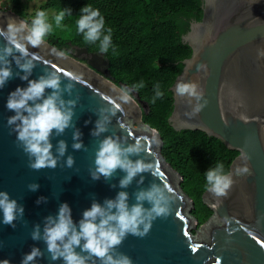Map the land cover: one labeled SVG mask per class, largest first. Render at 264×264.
Here are the masks:
<instances>
[{
    "label": "water",
    "instance_id": "obj_1",
    "mask_svg": "<svg viewBox=\"0 0 264 264\" xmlns=\"http://www.w3.org/2000/svg\"><path fill=\"white\" fill-rule=\"evenodd\" d=\"M202 15L199 21L189 24L181 35V43L190 48V56L181 61V72L169 88L172 94V111L168 124L176 131H200L221 141L229 150L238 152L229 174L235 183L227 199L216 197L208 191L202 195L203 204L212 212L201 225L191 214L193 200L181 188L182 177L161 154V138L158 132L140 122V108L131 100L121 104L119 88L98 73L108 63L102 53L77 48L75 57L82 56L87 63L84 69L67 58L58 55L47 44L39 48L29 47L36 57V67L29 79H38L50 71L62 76V86L69 81L64 73L81 77L75 83L72 96L80 99L75 108V128L66 129L62 135H53V153L60 140L67 144L65 156L55 169L39 171L28 167V156L18 146L16 134H10L8 117L14 115L7 109L9 94L17 87H27L16 73L20 70L12 63L13 78L0 89V191H6L24 207V219L16 227L2 223L0 212V261L21 264L23 256L33 246L39 247L43 258L36 264H63L52 261L43 241L30 237L33 226L43 227L44 218L58 212L67 203L74 222H79L83 212L93 200L103 203L114 199L118 192L129 193V203L135 202L134 193L155 182L172 189L174 203L172 213L157 218L144 238L129 235L117 251L131 257L133 264H264V0H201ZM21 19L11 12L0 10V27L17 25ZM5 43L0 38V45ZM106 72V70H105ZM20 75H23L20 72ZM196 82L204 90L207 105L198 114L192 113L195 101L176 95L178 81ZM51 90H46V95ZM113 107L116 115L103 136H119L128 144L140 143L143 151L139 157L154 165L151 173H143L125 189L119 187L124 173L119 170L111 180L101 177L93 180L89 170L94 167L98 139L91 135L100 108ZM145 108V107H143ZM87 122V123H86ZM133 123L137 124L134 127ZM79 129L85 150L72 148L73 132ZM75 159L72 168L65 165L67 156ZM248 156V173L237 174V166L243 167ZM39 188L30 191L28 185ZM115 185V187H113ZM40 197L47 202L37 204ZM147 203L145 207H148ZM26 222V223H25ZM79 251V249H77ZM91 264V262H90ZM96 264H100L99 260Z\"/></svg>",
    "mask_w": 264,
    "mask_h": 264
},
{
    "label": "clouds",
    "instance_id": "obj_2",
    "mask_svg": "<svg viewBox=\"0 0 264 264\" xmlns=\"http://www.w3.org/2000/svg\"><path fill=\"white\" fill-rule=\"evenodd\" d=\"M258 0H253L257 3ZM66 17L71 20L70 9L60 10L50 19L48 10H37L31 19L30 25L25 22L17 25L9 24L7 28L0 27V38L5 43L0 45V89L13 78L12 63L23 73H16L21 80L27 81V87H17L7 99L6 107L14 115L8 117L7 125L10 134H16L18 146L28 156V167L39 171L45 168L55 169L60 158L65 156L67 144L60 140L53 153L51 138L53 135H62L66 129L75 128L73 117L75 108L80 99H65L64 94L72 96L75 83H79L81 77L73 73H64L63 78L69 82L62 86V76L56 71L47 72L38 79H29L36 67V57L29 51L31 48H39L45 44L47 37L53 35L57 29L64 30ZM75 30L83 36L84 42L91 43L98 48L99 53L106 54L112 45V28L106 26L104 16L100 10L94 9L91 4H86L80 9V16L75 20ZM64 56V52L58 53ZM145 82L131 84L119 90L118 100L126 104L132 99V92H138L145 88ZM51 90L46 95V90ZM154 96L152 103L163 97L160 83L154 84ZM177 96L187 97L190 104L195 101L192 113L198 114L207 105L203 100L204 90L196 82L178 81L175 86ZM98 119L91 135L98 139L95 150L94 167L89 170L93 180L103 177L111 180L117 171L123 172L119 180V187L125 189L131 185L137 177L138 185L144 183L143 173H151L154 165L139 157L143 151L140 143L128 144L119 136H103L108 132V126L112 117L116 115L113 107L100 108L96 112ZM87 123V122H86ZM79 129L73 132L72 148L74 150H87L81 139ZM246 163L243 167L237 166V174L248 173ZM75 159L69 155L65 161L68 168H72ZM205 190L216 197L227 199L235 183L225 165L217 162L204 174ZM115 187V185H113ZM39 185H28L30 191H36ZM135 202L129 203V193L120 191L114 199H105L101 204L93 200L91 207L83 212L79 222H74L71 208L67 203L59 206L55 216L44 218L43 227L40 224L33 226L30 237L34 241H43L46 251L52 261L62 260L63 264H133L131 257L117 251L123 241L129 236L144 238L149 233L153 221L157 218L166 219L172 213L174 203L172 189L158 183H151L147 188H139L134 193ZM47 202L46 197H40L37 204ZM149 205L145 207V204ZM0 212L3 214L4 225L16 227L17 221L24 219V207L16 199L10 197L6 191H0ZM26 223V222H25ZM79 249V251H77ZM44 252L33 246L31 251L25 254L21 264H36L38 258H43ZM0 264H10L5 259Z\"/></svg>",
    "mask_w": 264,
    "mask_h": 264
},
{
    "label": "trees",
    "instance_id": "obj_3",
    "mask_svg": "<svg viewBox=\"0 0 264 264\" xmlns=\"http://www.w3.org/2000/svg\"><path fill=\"white\" fill-rule=\"evenodd\" d=\"M9 1L13 7L18 3V0ZM86 4L98 8L106 26L113 30V48L103 54L108 63L107 79L120 89L130 88L141 80L145 82V88L132 92L142 111L141 122L158 132L161 154L182 177L181 188L194 202L191 214L198 225L203 224L212 214L202 202L206 191L203 174L217 162L223 163L229 172L238 152L200 131L176 132L167 121L173 103L169 88L181 72V61L191 53L180 38L188 30L190 19L200 20L201 0H45L39 10L58 13L70 9L72 12V19H65V24L72 28L71 38L63 40L58 32L53 34L54 39L46 41L58 50L68 42L70 46L99 53L95 45L86 44L75 30V20ZM157 82L164 95L152 103Z\"/></svg>",
    "mask_w": 264,
    "mask_h": 264
},
{
    "label": "rangeland",
    "instance_id": "obj_4",
    "mask_svg": "<svg viewBox=\"0 0 264 264\" xmlns=\"http://www.w3.org/2000/svg\"><path fill=\"white\" fill-rule=\"evenodd\" d=\"M45 0H18V3L16 6L13 7V4L10 3L9 0H0V10L2 12H11L13 14H16L17 16H19L21 19H16L17 21L20 22H25V25L28 26L31 23V19L32 17H34L35 12L37 10H39L40 7H42L44 5ZM14 11H18L14 12ZM49 11V17L50 19L54 16V14H56L55 10H48ZM61 33V35H58L59 37L63 38V40H69L68 38H71L72 36V28L69 27V25H67V27L64 30H59L57 29L55 31V33ZM54 35H51L47 38L49 39H54ZM47 43L49 46H51L52 48H54L51 44H49L47 41L45 42ZM56 49V48H54ZM76 47L70 46V44L67 42L65 44H63V46L61 47V49H56L59 52H64L65 56L67 58H69L70 60L77 62L81 65L87 66V63L85 60H82V56L79 57H75L74 55L76 54ZM102 78H104L105 80H107L109 83H112L110 80L107 79L106 77V73H105V66L102 65L100 67V72L98 73ZM119 88V87H118ZM120 89V88H119ZM132 95V101L135 102V104H137L139 106V104L137 103V101L135 100V95ZM140 108V106H139ZM141 115H142V111L140 109V122H141ZM134 127H137L136 123H133Z\"/></svg>",
    "mask_w": 264,
    "mask_h": 264
},
{
    "label": "bare ground",
    "instance_id": "obj_5",
    "mask_svg": "<svg viewBox=\"0 0 264 264\" xmlns=\"http://www.w3.org/2000/svg\"><path fill=\"white\" fill-rule=\"evenodd\" d=\"M15 19H17L14 15H12ZM19 22V21H18ZM46 44V43H45ZM48 45V44H47ZM49 46V45H48ZM51 47V46H50ZM52 48V47H51ZM54 49V48H53ZM55 50V49H54ZM60 53V52H59ZM76 64H78V63H76ZM79 66H81V67H83L84 69H86V70H88V71H90L86 66L84 67V65H81V64H78ZM91 72V71H90ZM111 84V83H110ZM132 101V100H131ZM133 102V101H132ZM134 103V102H133ZM135 104V103H134ZM136 105V104H135ZM139 113H140V111H139Z\"/></svg>",
    "mask_w": 264,
    "mask_h": 264
},
{
    "label": "flooded vegetation",
    "instance_id": "obj_6",
    "mask_svg": "<svg viewBox=\"0 0 264 264\" xmlns=\"http://www.w3.org/2000/svg\"><path fill=\"white\" fill-rule=\"evenodd\" d=\"M194 21H196V20H194V19H190V21H189V24L191 23V22H194ZM188 31V30H187ZM186 31V32H187ZM105 70H106V68H105Z\"/></svg>",
    "mask_w": 264,
    "mask_h": 264
}]
</instances>
